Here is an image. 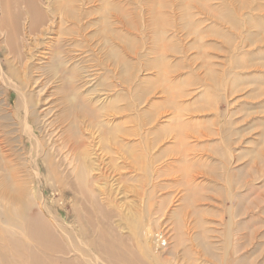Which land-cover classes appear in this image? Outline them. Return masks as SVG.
I'll use <instances>...</instances> for the list:
<instances>
[{
	"label": "rangeland",
	"instance_id": "374dc122",
	"mask_svg": "<svg viewBox=\"0 0 264 264\" xmlns=\"http://www.w3.org/2000/svg\"><path fill=\"white\" fill-rule=\"evenodd\" d=\"M42 3L49 30L27 40L21 9L19 49L0 50L17 86L0 80V264H32L44 206L84 218L82 162L96 194L178 233L180 264H264V0Z\"/></svg>",
	"mask_w": 264,
	"mask_h": 264
},
{
	"label": "bare ground",
	"instance_id": "6f19581e",
	"mask_svg": "<svg viewBox=\"0 0 264 264\" xmlns=\"http://www.w3.org/2000/svg\"><path fill=\"white\" fill-rule=\"evenodd\" d=\"M42 1L44 0H0V50L7 48L8 45L10 50L7 52L10 56L13 50L19 49L17 36L22 31L19 24L22 17L21 9L27 15L23 29L24 33L26 32L25 36L28 37L27 40H33L39 33L43 34L49 30L47 15L50 4L43 7ZM50 12L54 14V6L50 8ZM23 43L27 45V41ZM33 43L31 49L35 50L37 44L33 46ZM15 76L9 78L0 66V80L7 85L6 89H12L11 86L17 88L14 82ZM17 95L19 111L13 120L17 121L16 124L19 125L21 132L35 139L30 123L34 121L32 107L28 105L24 92L20 91L19 87ZM75 164L77 165V162ZM91 166H88L89 170ZM76 168L74 182L71 184L72 191L83 197L86 203L87 199L90 200L92 208L81 206L84 218H76L70 225L72 227L67 226L58 216H49L46 206H44L45 211L41 210V213L39 211L36 215H32L31 232L36 240L31 237L38 243L28 245L29 250L25 249L32 256V264H180L177 259L178 252H174L176 246L170 247L171 240H176L178 233L172 230L175 234L167 236L166 232L160 230L162 222L160 216L156 220L150 218L148 223H145L141 214H134L131 209L123 213L118 207L115 208L110 195L107 194L108 191H105V194L101 193V190L97 191L102 194L103 199L97 196L98 193L95 192L97 184L94 185L92 178H88L89 170L83 162ZM160 231L163 233L162 237L157 236ZM3 259L9 264H16L6 252L3 253ZM184 261L185 264H196V261L190 257Z\"/></svg>",
	"mask_w": 264,
	"mask_h": 264
}]
</instances>
